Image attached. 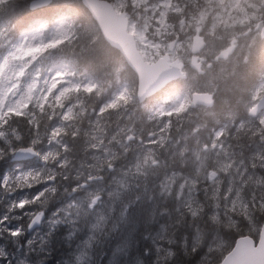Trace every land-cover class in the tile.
<instances>
[{
    "label": "rangeland",
    "instance_id": "rangeland-1",
    "mask_svg": "<svg viewBox=\"0 0 264 264\" xmlns=\"http://www.w3.org/2000/svg\"><path fill=\"white\" fill-rule=\"evenodd\" d=\"M114 2L117 10L127 13L129 31L135 36L138 48L147 61L154 60L163 52H169L168 44L175 39L176 45L170 52L171 59L177 57L184 61L185 57L191 64H195L196 61L192 60V56L186 55L196 42L201 43L199 51H201L202 56L204 54L214 55L215 53L212 52L213 42L219 40V38H215L216 35L220 38L224 36L233 38L237 32L249 30L250 21L246 17L250 12L255 11L257 13L260 26L264 22L263 16L259 13L260 0H205L206 3L203 8L197 9V12L188 21L181 23L174 22V18L170 14V12L179 11V8L176 7L178 3L175 0H114ZM127 4L130 5L129 12L120 9ZM235 27H239V30L236 31ZM255 27L251 30H255ZM169 35L173 37L169 38ZM64 36L65 26L61 19L55 20L50 26L38 25L30 32L22 34L18 41L12 43L0 58V141L2 143L7 145L9 138H11L9 133L1 130L4 121L3 116L6 113H25L34 110L45 113L59 112L56 113L58 116L51 117L55 119V122L49 131L44 133L45 135L35 137L31 142L33 146H38V156L30 164L34 168L23 167V170L19 172L14 169V175L8 179L11 181L8 183L7 180L8 185L0 184V189L4 187L0 193V205L3 210L0 213V218L6 216L10 226H20V222L11 215V212L23 208L26 203H34L37 208L36 211L47 213V217L41 225L29 235L30 239L24 236L27 232L22 229L20 236L23 234L24 239L20 238L21 240L18 237L13 239L7 235L6 231H3L10 238L12 242L10 245L15 250L14 255L7 256L11 264H31L28 256L36 255L34 252L30 253L33 251V245L36 247L46 245V237L56 228L60 230V234L67 241L71 240L69 253H74L72 256H69L68 253L58 258L56 261H60L61 264L65 260H68L69 264H90L88 257H92L90 253L92 246L98 245L100 240L107 242L113 232L115 242L119 241L122 251L127 252L130 249L129 238L131 235L121 222L128 211L127 201L124 207H119L118 213H112L113 201H116L118 205L123 194L127 193L129 189L135 190L136 184L138 186L141 181L144 182V177L152 167H159V161L154 154V150L158 146L165 147L167 151H170L168 148L171 146H178V141L175 142V145L169 137V115L182 111L189 105V96L184 94L165 97L160 101L145 104L143 106L144 116L140 119L135 118L143 126L145 136L148 133H154L155 137L146 139L148 145L144 144L143 138L140 139L142 140L141 144L135 143L131 146L126 144V152L130 150L134 154L125 159L127 162L125 167L117 170V162L119 161L115 159L117 142L126 139L128 135L133 133V131H127L122 138L119 112L123 113L124 120L130 117V114L124 109V102L130 101L125 82H119L117 91L104 99L98 111L95 112L97 115L86 122L89 124L84 133L82 131V135L86 138L85 145H90L88 148L92 152L89 156L91 163L95 166L103 165L101 171H108V184L99 185L100 183L95 182L89 186L86 194H78L76 199L69 201L67 196L60 200L58 196L62 193L53 195L54 186L53 183H50L53 178V171L50 163L55 162L57 167H61L65 163L62 156L56 158L53 154L58 150L64 154L65 147L63 145L68 140L65 135L73 136L74 134V124L78 120L76 112L79 110V103L73 100L61 108L59 105L63 102L61 101L62 97H65L67 91H70L72 87L78 85V82L66 75V70L62 64L47 60L43 52L36 50L40 46L46 47L60 41ZM222 51H226V49H221L220 52L222 53ZM193 78H197V73L193 75ZM83 86L88 87L86 82L83 83ZM261 95H264V78L253 91L252 102L247 109ZM45 104L48 108H45ZM171 112L174 113L169 114ZM255 119L264 127V111ZM111 120L114 123V128L109 137H106V131L102 128L105 127L106 121L110 122ZM98 129H101L100 134ZM11 135L16 134L11 133ZM110 139H119L112 141L115 147L113 145L111 148L107 147ZM95 150H99V152ZM177 152L175 151V153ZM173 154H169V158ZM193 154L195 161L192 174L171 171L161 175L155 181L160 193L159 198L164 199L167 195H172V200L176 201L180 207L188 210L190 214L198 212L201 205L198 192L204 190L211 194L209 196L210 213L219 217V212H222L225 216L231 217V213L241 212L248 205L242 193V185L245 184V179L247 180L249 174H255L254 179H258L260 184H264V175L255 171L253 166L242 170L239 161L235 162L232 159L225 145V140L221 137V130L210 135L207 143L199 144ZM258 157L260 164L264 165V154L259 153ZM249 159H251V163L254 162L252 158L249 157ZM154 161L156 162L155 165L153 164ZM208 161L211 164L210 167H206ZM212 164H215V168H211ZM109 166L112 167V170H108ZM65 170L62 168L61 172L64 173ZM218 170L225 174L224 177L220 176ZM234 172L237 174L234 175ZM45 174L48 175V178L41 180ZM242 174L246 178H243ZM32 178H36V186L27 192L25 185L31 183ZM150 187L144 186V189ZM11 190L14 191V197L8 196V192ZM18 191L20 194H18L19 199L17 200ZM251 194L252 197H257L255 191H252ZM96 195H102L101 202L93 206L92 198ZM212 195L214 199L216 197L215 201ZM132 199L135 200V195L132 196ZM226 204L228 208L232 209V212L227 211ZM219 206L223 209L219 210ZM93 208H99L102 211L92 215ZM33 215L29 214L26 219L28 217V220L31 219ZM110 215L118 216V219L113 222V219L109 218ZM155 226L157 228L153 234L145 237L149 236L152 252L156 254L157 249H159V254L163 255L165 250H171L169 237L164 235L163 224L157 222ZM121 229L124 230L123 235L119 234ZM210 237H212L208 242L210 250L220 251L225 246L224 240L218 238L217 234H212ZM2 251L0 243V256ZM36 260L37 264H44L43 262H45L39 260L37 256ZM138 263L139 261L136 260V264Z\"/></svg>",
    "mask_w": 264,
    "mask_h": 264
},
{
    "label": "trees",
    "instance_id": "trees-1",
    "mask_svg": "<svg viewBox=\"0 0 264 264\" xmlns=\"http://www.w3.org/2000/svg\"><path fill=\"white\" fill-rule=\"evenodd\" d=\"M110 1L116 6L114 0ZM175 1L178 3L176 7L179 8V11L170 12V14L176 23L188 21L197 12L196 10L203 8L206 3L203 0L200 3V7H197V3L187 4L184 0ZM28 2L29 0H0V58L6 53L7 48L12 43L18 41L22 34L30 32L38 25L50 26L57 19H61L64 22V38L49 46H40L36 50L43 52L47 60L62 64L64 70H66V75L72 78L73 81L78 82V85L72 87L70 91H67L66 96L62 97L61 101L63 102L59 105V108H61L73 100L79 103V110L76 112L78 120L74 124V134L73 136L65 135L68 140L63 145L65 147L64 154L59 150L53 154L56 158L62 156L65 159V163L61 167H57L55 162L50 163L53 171L52 179L54 181L52 184L54 186L53 195L62 193L58 196L62 200L64 192L69 190L68 178L58 175L61 173L62 168L66 169L64 172H67L68 175L75 172L78 182L83 181L89 175L102 174L101 168H103V165L95 166V164L91 163L89 156L92 152L88 148L90 145L87 146L84 142L86 138L82 135V131L84 133L86 126L89 124L86 122L97 115L95 112L98 111L104 99L116 91L119 82H125L127 87V95L130 102H124L126 112L129 113L130 108L133 107L140 109L141 105L137 102L134 94L137 79L134 72L125 64L119 51L105 41L95 21L82 5L81 0H52L49 5L35 10L29 9ZM129 6L127 4L123 8L120 7V9H125L129 12ZM262 18L264 21V16ZM235 30L238 31L239 27H235ZM235 35L237 36V41L232 50H227L232 37L226 38L224 36L220 38L216 35L215 38H219V40L217 39L213 42L212 52L215 54L208 55L211 66L206 68L205 71L197 73V78L194 79L193 71L190 72L188 70L185 79L168 84L162 91H159L151 98L153 101H160L166 96L184 94L188 97L192 89H197L213 92L214 102L208 108L197 107L191 109L188 107L169 118V137L175 145V142L178 141V146L169 147L168 150L170 151H167L165 147L159 146L154 150L155 157L159 161L158 166L160 169L162 167L164 169L159 172V167H152L147 172L146 177H144V182L141 181L138 184L139 187H137V184L135 185V191L138 189L137 192H142L144 186L150 187L151 177L152 185L153 181H156L166 172L180 171L188 175L192 174L195 161L193 151L195 152V148L199 144L203 142L207 143L210 135L218 130H221V137L225 140V145L232 159L235 162L239 161L242 170L253 166L255 171L264 175V168L261 167L262 164H260L258 157L259 153L264 154V127L255 118H251L247 114V107L252 101V92L257 88L262 78H264V37L257 34L252 35V33H247L246 31L237 32ZM171 37L173 36L169 35V38ZM224 40H229V42L224 43ZM221 49H226L227 51L224 53L222 51L221 54ZM84 82H86L87 88L83 86ZM44 106L48 108L47 104ZM12 113L13 115L9 116ZM56 113L59 112L50 111L45 113L34 110L27 113H6L3 116L4 121L1 130L9 133V137L11 138H9L7 145L0 141V158H3L6 154L11 153L20 146L32 144L31 142L35 137L47 133L50 128L47 118L58 116ZM129 114L131 115V113ZM138 116L142 117V115ZM113 128L114 123L112 120L110 122L106 121L105 127L102 128L106 131V137H109ZM98 130L100 134L101 129ZM126 132L122 131V138H124ZM11 133H16V135H11ZM114 140L117 141L119 139H110L109 146L107 147L111 148L112 145L114 146L112 144ZM115 148L117 149V147ZM95 151L99 152V150ZM175 151L178 152L175 153ZM172 153H174L173 156L169 158V154ZM133 154L134 152L128 150L124 159L132 157ZM10 156L7 155V159L3 160L4 166H11ZM249 157L254 162L251 163ZM115 159L118 160L117 154ZM210 166L211 164L208 161L206 167ZM211 168H215V164H212ZM42 173L44 174L45 172ZM219 174L221 177L225 175L220 171ZM233 174L236 175L237 173L234 172ZM242 177L246 178L244 174H242ZM47 178L48 175L45 174L41 180H46ZM35 179L32 178L31 183L25 185L27 192L36 186ZM248 188V184L242 185L243 196L248 202L246 208L241 211L245 215L249 214V209L253 205L258 210L261 204H264V200L260 198L259 192L254 190L257 197H252ZM220 192L219 195L221 194ZM198 196L201 205L196 213V217L193 219L203 217V220H200L199 227L194 231L199 234V237L202 238L206 246H208L212 234H217L218 238H222L225 242V246L220 251L211 250L212 254L205 255L200 261V264H214L219 256H225L224 253L229 247V242L235 243L237 238L233 233L239 231V226L232 225L229 220V228L225 231L223 225L227 216L222 212H219V217H215L210 213L209 196L211 194L203 190L202 192H198ZM212 198L215 201L216 197L214 199L212 195ZM172 199V195H167L164 199L158 198L155 207L157 217L165 223L163 232H165L164 235L169 237L171 250L178 252L180 233L184 230H176L178 228L176 221H182L184 216L191 217V214ZM12 207L14 208V206ZM220 209L223 208L219 206ZM36 210L37 208L34 206V203L29 202L23 208H19L15 212L12 211L11 215L20 222L22 230L26 232L25 228L28 222L26 217ZM133 211L135 213L133 216L134 222L128 223L125 228L131 235L129 238L130 248L135 251L143 250L147 246L151 248L152 253L150 257L137 256L136 260L139 261L138 264H144L145 259L149 258L156 260V264H171L166 253H163V255L159 254V259H157V255L152 252L151 243L148 239L149 236L145 239L146 235L153 234V231L156 230L157 226H155V223L149 224L145 222L143 210L134 208ZM2 212L3 210L0 205V213ZM234 213H231V215L233 216ZM256 215L259 216L258 211ZM0 231V243L3 250L1 256L4 254L7 256L14 255L15 250L10 245L12 243L10 238L7 237L6 233H3V230ZM100 241L98 245L92 246L90 252L92 257L95 252L97 259H100L102 251L110 250V245L116 243L114 232L110 234L107 242L104 241L103 245H101ZM70 244L71 240L67 241L60 234V230L56 228L46 237V245L41 247L33 245V251L30 253L34 252L36 255H33V257L29 255V261L31 264H37V256L39 260L45 261L43 262L44 264H53L58 258L69 253L71 249ZM189 244H191V239L189 240ZM92 257H88L90 261ZM175 259L177 264H186L185 258L182 255H177Z\"/></svg>",
    "mask_w": 264,
    "mask_h": 264
},
{
    "label": "water",
    "instance_id": "water-1",
    "mask_svg": "<svg viewBox=\"0 0 264 264\" xmlns=\"http://www.w3.org/2000/svg\"><path fill=\"white\" fill-rule=\"evenodd\" d=\"M52 0H29L28 7L35 10L51 3ZM82 5L91 15L105 41L115 48L123 57L126 65L135 73L137 78L136 97L139 102L161 90L169 82L185 78L184 63L178 58L170 60L169 53H164L153 63L145 61L137 47L134 35L128 30L129 21L124 11L118 12L109 0H81ZM264 36V25L261 28ZM176 41H171V50ZM197 49V46L193 48ZM213 105V93L193 92L190 106ZM264 111V96L248 110L251 117H257ZM16 152L26 159L34 158L37 151L32 147H19ZM20 159L13 157L12 160ZM213 174V173H212ZM41 217L35 215L28 225L31 231L39 226ZM223 264H264V236L258 237V242L248 236L237 238L234 247L223 258Z\"/></svg>",
    "mask_w": 264,
    "mask_h": 264
},
{
    "label": "clouds",
    "instance_id": "clouds-1",
    "mask_svg": "<svg viewBox=\"0 0 264 264\" xmlns=\"http://www.w3.org/2000/svg\"><path fill=\"white\" fill-rule=\"evenodd\" d=\"M259 13L261 16H264V0H260ZM247 20L250 21L249 31L255 26H257L258 18L257 13L252 11L246 17ZM24 55V53H21ZM155 163V161H154ZM264 168V165L261 166ZM248 184V191H258L260 198L264 200V184H260L258 179H254V175L252 173L249 174L247 180L245 181ZM139 187V186H137ZM135 195V200L132 199V196ZM159 191L157 190V184L155 181L152 182L150 188H145L142 192H136L133 189H129V191L122 195L119 200V204L117 205L116 201H113V207L111 209L112 213H118L119 207H124L125 202L127 201V209L128 215L123 218L121 221L125 227L128 223L134 222L133 216L135 215L133 209L143 210L145 213H150L159 198ZM95 202V201H94ZM91 208V205L89 206ZM228 212H232L231 208H228L227 204L225 205ZM102 209L93 208L92 215H95L96 212H100ZM259 212V216L256 215V212ZM196 217V213L192 212L191 217L184 216L182 221H176V225L179 231L183 229L180 233L179 238V251L174 252L172 250H165L167 257H169L171 264H177L175 257L177 255H182L185 258L186 264H200L201 259L205 255H210L211 250L208 246H206L199 237V234L194 230L199 227L200 220H203V217L193 219ZM110 219H113L115 222L118 219V216L113 217L110 215ZM231 221L232 225H238L239 231L233 233L236 238H241L243 236H248L254 240V242H258L259 236H264V204H261L260 209L256 210L255 205L249 209V214L245 215L241 212H235L232 217H226L224 222V230L227 231L229 228L228 221ZM120 235L124 234V230L121 229ZM145 239H147L145 237ZM191 239V244H189V240ZM101 245L104 244V241H100ZM234 247V242H229V247L226 249L224 255L227 254L228 251ZM159 249H157V259H159ZM151 248L145 247L143 250H133L129 249L127 252L122 251L121 243L117 241L114 244L110 245V250L102 251L100 254V259L96 258L95 252L93 253L92 260L90 264H136V257L143 255L145 257L151 256ZM74 255V253H69V256ZM104 257H107L105 260ZM54 264H61L60 261H55ZM63 264H69L68 260L63 261ZM144 264H156V260L145 259ZM214 264H223V255L219 256Z\"/></svg>",
    "mask_w": 264,
    "mask_h": 264
},
{
    "label": "flooded vegetation",
    "instance_id": "flooded-vegetation-1",
    "mask_svg": "<svg viewBox=\"0 0 264 264\" xmlns=\"http://www.w3.org/2000/svg\"><path fill=\"white\" fill-rule=\"evenodd\" d=\"M184 1L187 4L188 3H197V7H200V3H202L203 0H184ZM263 24H264V22L261 23V26ZM261 26L258 23L257 26L255 27V30L256 31L255 30H253V31L252 30L251 31L247 30L246 32L247 33L250 32V33H252V35H256V34L257 35H260ZM236 41H237V36L235 35V37L231 39V41H230L231 42V45L228 47L227 50H232L234 48V46H235ZM226 42H227V40H224V43H226ZM195 44L197 45V49L196 50H194V49L192 50L191 49V51H187V55L186 56H189V57L192 56V60L196 61V63L195 64H191L190 61L187 58L185 59V57H184V69H185V71L191 70L192 67H193L192 69H195V71H202L205 67H208L209 68L211 66V61H208V55L207 54H204L202 56L201 51H199V47H200L201 43L198 41ZM132 111L134 112V110H132ZM138 112L139 111H136L135 112V116H137L136 113H138ZM12 115H13V113L12 114H9V116H12ZM122 115H123V113L122 112H119V120L121 122V128L123 130L124 127H125V120H124V117H122ZM47 121L52 126L53 122H55V119L54 118H47ZM129 129H131L133 131L132 134L128 135V137L129 136L130 137L131 136L133 137L132 141H128L127 139L126 140L123 139V140L117 142V150H116V153L118 155V160H119L117 162V167H116L117 170H119L121 167H125V165L127 164V162L124 159V154L126 152V148H125V145L126 144L127 145L130 144V143H133V144H135V143L141 144L142 143V140H140V139L143 138L144 139V144L145 145H148L146 139H153V137H155V134L154 133H148L144 137L143 135H144L145 130H144L143 126L141 125V123L138 122L137 120L135 121L134 124H131L130 125ZM14 134H16V133H14ZM20 163H22L24 166H26L29 162H20ZM155 163H153V164L155 165ZM110 170H112V168ZM158 170H159V172H161L160 171V167L158 168ZM111 174H113V173H111ZM58 175H62L64 178H68L69 190L68 191H65L66 194L64 192V198L67 196L68 197V201L69 200H72L74 198L76 199V196L78 194H81V195L86 194L89 186L92 185V182L94 181V179H96V180H98V182H100L99 185H101L103 183H106L105 185H107L108 184V178H109V173L106 170L104 171V174L103 175L99 176V178H97V177L96 178H87V181L86 182H82L81 184L78 183V181L76 179V176H75L76 175L75 172H73L71 175H68L67 172H64V173L61 172ZM55 177H57V176H55ZM9 181H11V180H8V183H9ZM53 182L54 181L50 180V183H53ZM160 182L161 181L159 179V183ZM8 183H7V180H6L5 185H8ZM2 190H4V187L0 189V191H2ZM18 194H20L19 191H18L17 196H16L17 197V200L19 199ZM8 196L14 197V191L13 190L9 191L8 192ZM101 198H102V195L101 196H98V195L94 196L92 198V205L93 206H96L97 204H100ZM39 214L42 215V221H44L45 217H47L46 216L47 213L45 211H39ZM148 217H150V213H145L144 212L143 219H147ZM26 231H27V233L24 236L26 238H29V235H30L31 232H28V230H26ZM24 236L22 234L18 238L19 239L20 238H23L24 239Z\"/></svg>",
    "mask_w": 264,
    "mask_h": 264
},
{
    "label": "snow or ice",
    "instance_id": "snow-or-ice-1",
    "mask_svg": "<svg viewBox=\"0 0 264 264\" xmlns=\"http://www.w3.org/2000/svg\"><path fill=\"white\" fill-rule=\"evenodd\" d=\"M7 155L19 157L20 159H26L18 154L15 150H13L9 154H6L3 158H0V184L5 183L6 180L10 179L14 175V169L19 172L22 171L24 167V165L22 163H19L17 159H14L12 161L11 166H4L3 160L7 159ZM21 229L22 226H10L6 216L0 218V230L6 231L7 235L12 237L13 239L20 236ZM6 261L7 264H11V261L8 260L6 254L0 256V264H5Z\"/></svg>",
    "mask_w": 264,
    "mask_h": 264
}]
</instances>
